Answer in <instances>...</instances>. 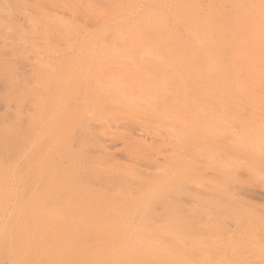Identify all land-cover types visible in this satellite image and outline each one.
<instances>
[{
    "label": "rangeland",
    "instance_id": "374dc122",
    "mask_svg": "<svg viewBox=\"0 0 264 264\" xmlns=\"http://www.w3.org/2000/svg\"><path fill=\"white\" fill-rule=\"evenodd\" d=\"M0 264H264V0H0Z\"/></svg>",
    "mask_w": 264,
    "mask_h": 264
}]
</instances>
